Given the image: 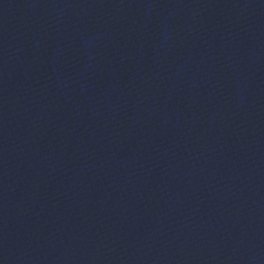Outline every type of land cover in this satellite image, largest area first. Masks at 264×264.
I'll return each mask as SVG.
<instances>
[{
  "label": "water",
  "instance_id": "1",
  "mask_svg": "<svg viewBox=\"0 0 264 264\" xmlns=\"http://www.w3.org/2000/svg\"><path fill=\"white\" fill-rule=\"evenodd\" d=\"M0 264H264V0H0Z\"/></svg>",
  "mask_w": 264,
  "mask_h": 264
}]
</instances>
